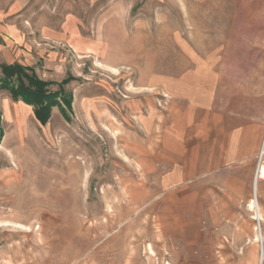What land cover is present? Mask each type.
Listing matches in <instances>:
<instances>
[{"label": "rangeland", "instance_id": "1", "mask_svg": "<svg viewBox=\"0 0 264 264\" xmlns=\"http://www.w3.org/2000/svg\"><path fill=\"white\" fill-rule=\"evenodd\" d=\"M79 8L97 46L68 76L66 115L54 107L42 124L0 86V264H264V134L242 210L257 241L234 242L239 256H221L218 245L200 255L199 241L175 238L156 217L160 175L146 176L123 145L128 127L144 137L133 103L159 106L161 97L157 110L166 112L165 92L179 106L202 100L206 88L213 106L264 127V0H90Z\"/></svg>", "mask_w": 264, "mask_h": 264}, {"label": "crops", "instance_id": "2", "mask_svg": "<svg viewBox=\"0 0 264 264\" xmlns=\"http://www.w3.org/2000/svg\"><path fill=\"white\" fill-rule=\"evenodd\" d=\"M89 1L0 0V66L19 64L56 86L69 75H79L80 65L88 59L84 57L97 46V40L88 35L90 26L84 24V12L79 8ZM210 93L205 88L202 100L186 99L175 106L170 101L172 93L165 92L170 98L166 112L157 110L163 108L161 97L159 106L155 101L148 108L136 101L130 111L141 114L136 132L144 137L134 135L128 127L123 145L127 158L134 154L146 176L160 175L161 181L154 187L162 194V213L156 217L172 227L175 238L199 241L200 255H208L211 245L212 249L218 245L221 256H239L240 248L234 242L257 241L247 228L250 213L242 210L248 208L264 127H249L241 116L213 106L215 99ZM2 97L5 111L11 98L6 93ZM253 202L250 209L260 217Z\"/></svg>", "mask_w": 264, "mask_h": 264}, {"label": "trees", "instance_id": "3", "mask_svg": "<svg viewBox=\"0 0 264 264\" xmlns=\"http://www.w3.org/2000/svg\"><path fill=\"white\" fill-rule=\"evenodd\" d=\"M0 71L3 76L0 80L1 89L9 90L15 102L33 107L36 118L42 124L48 122L54 107H61L65 115L67 113L64 107L71 108V96H67L64 91V86L71 78L65 79L59 84V90L54 92L51 88L56 84L41 80L30 68L19 64L2 65ZM1 138L0 130V141Z\"/></svg>", "mask_w": 264, "mask_h": 264}, {"label": "bare ground", "instance_id": "4", "mask_svg": "<svg viewBox=\"0 0 264 264\" xmlns=\"http://www.w3.org/2000/svg\"><path fill=\"white\" fill-rule=\"evenodd\" d=\"M252 205H253V208L256 209V207H257L256 205H257V204L253 202ZM255 206H256V207H255ZM257 211H258V213H259V208H258V207H257ZM261 238H262V236L258 235V239H261Z\"/></svg>", "mask_w": 264, "mask_h": 264}]
</instances>
